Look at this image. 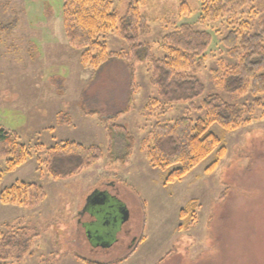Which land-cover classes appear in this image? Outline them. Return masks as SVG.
<instances>
[{
  "label": "rangeland",
  "instance_id": "374dc122",
  "mask_svg": "<svg viewBox=\"0 0 264 264\" xmlns=\"http://www.w3.org/2000/svg\"><path fill=\"white\" fill-rule=\"evenodd\" d=\"M245 1L237 14L258 29L264 23V0ZM63 2L0 0V130L17 133L32 150L25 163L10 171L0 159V195L21 181L36 183L46 193L29 205L0 201V229L24 227L34 236L32 254L19 257L14 252L5 264H85L83 259L110 264H264V108H256L248 115L250 123L236 130L214 123L210 131L225 146L218 163L208 169L218 157L214 151L181 180L166 183L174 167L150 165L144 144L149 133L157 122L197 118L204 112L193 110L190 101L157 103L147 116L145 106L159 98L147 63L134 65L133 86L122 61L98 69L81 64L80 50L69 44L64 32ZM184 2L189 7L185 11ZM127 7V0L114 2L121 15ZM141 11L152 28L141 40L151 44L157 57L166 55L162 37L182 23L213 34L205 65L197 71L206 86L204 95L194 100L197 105L210 94L240 106L251 101L250 95L229 92L217 82L230 61L219 43L229 28L227 17L197 22L199 0H146ZM7 25L14 27L3 31L1 26ZM106 41L109 50L127 48L117 32ZM124 109L114 120L136 137L126 165L103 159L72 178L55 180L48 174L39 159L61 141L99 145L106 154L108 139L100 116L107 120ZM91 110L101 115L88 116ZM66 113L71 120L63 124L59 118ZM39 144L45 148L37 150ZM97 188L115 195L109 202L117 215L115 224L105 226L103 212L99 220L100 234L112 231L117 238L110 248L90 242L95 227L87 212L79 215ZM123 206L129 211L127 221H122ZM184 208L188 214L183 219Z\"/></svg>",
  "mask_w": 264,
  "mask_h": 264
},
{
  "label": "trees",
  "instance_id": "16d2710c",
  "mask_svg": "<svg viewBox=\"0 0 264 264\" xmlns=\"http://www.w3.org/2000/svg\"><path fill=\"white\" fill-rule=\"evenodd\" d=\"M199 1L197 22L228 19V31L219 39V43L225 48L230 61L224 63L223 71L217 75V82L229 92L250 95L252 99L246 105L226 102L218 94L208 95L200 105L194 101L206 91L197 71L205 65L210 53L213 42L210 31L199 30L190 23H182L176 30L162 37L160 47L166 55L157 57L151 44L141 40L152 29L148 18L141 11L146 0H127L125 15L114 8L115 0L63 2L64 32L69 44L80 50L81 64L98 69L113 61H122L129 71L133 86L134 65L147 63L150 81L159 94V98H154L145 106L147 116H150L157 103L169 106L172 103L190 101L193 110L204 112V116L197 118L187 115L174 122H157L149 133L144 144L150 165L162 169L174 167L169 170L166 183L181 180L214 151H217L218 157L208 169L218 163L225 146L221 138L210 131L214 123L225 130H236L250 123L248 115L256 108H264V23L258 29H253L248 21L239 18L237 11L245 6V0ZM182 6L184 11L189 9L187 2ZM6 27L12 28L14 25L1 26V29L7 31ZM112 32H117L126 42V49H108L106 37ZM127 109L118 110L114 116H108L107 120L100 116L108 139L106 154L99 145L61 141L46 149V157L39 159L40 163L55 180L77 176L103 159L111 164L126 165L133 156L136 137L126 125L117 123L114 118ZM86 114L101 115L96 110L87 111ZM70 120L67 113L59 118L63 124ZM44 148V145L39 144L37 150ZM31 156V147L21 142L17 133L0 130V159L5 160L7 170L17 168ZM45 194L42 186L21 181L5 188L0 201L29 205ZM190 203L191 207L195 205L194 202ZM187 214L186 208L180 212L183 219ZM7 228L10 229L11 226ZM33 238L24 227L14 231L0 229V264H5L14 252H19V257L30 251L32 254ZM83 260L85 264H110Z\"/></svg>",
  "mask_w": 264,
  "mask_h": 264
},
{
  "label": "flooded vegetation",
  "instance_id": "af4514ba",
  "mask_svg": "<svg viewBox=\"0 0 264 264\" xmlns=\"http://www.w3.org/2000/svg\"><path fill=\"white\" fill-rule=\"evenodd\" d=\"M115 195L111 194L109 191L104 189H96L92 193H90L87 201L84 203L83 210L80 211V216H83L85 212L90 216L89 224L92 227H95L94 232L95 234H91L89 232V239L90 242L95 243V246H99L101 248H110L113 246L112 242L117 241V238L114 236L112 231H107L105 234H100L99 229V220H100V213L103 212V216L105 217V226L106 225H113L117 220V215L115 214L114 205L110 204L111 198ZM109 207V210L104 211ZM124 208V207H122ZM123 210V209H122ZM80 220V218H79ZM94 237H96V241L94 242ZM107 243V246H105Z\"/></svg>",
  "mask_w": 264,
  "mask_h": 264
},
{
  "label": "water",
  "instance_id": "95a60500",
  "mask_svg": "<svg viewBox=\"0 0 264 264\" xmlns=\"http://www.w3.org/2000/svg\"><path fill=\"white\" fill-rule=\"evenodd\" d=\"M124 208H122L123 210L121 211L122 214V221H127L129 218V211L127 210V208L125 206H123Z\"/></svg>",
  "mask_w": 264,
  "mask_h": 264
}]
</instances>
